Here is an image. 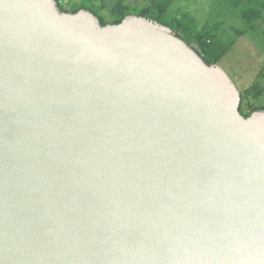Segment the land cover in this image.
Segmentation results:
<instances>
[{"label": "water", "instance_id": "1", "mask_svg": "<svg viewBox=\"0 0 264 264\" xmlns=\"http://www.w3.org/2000/svg\"><path fill=\"white\" fill-rule=\"evenodd\" d=\"M196 49L0 0V264H264V109Z\"/></svg>", "mask_w": 264, "mask_h": 264}, {"label": "rangeland", "instance_id": "2", "mask_svg": "<svg viewBox=\"0 0 264 264\" xmlns=\"http://www.w3.org/2000/svg\"><path fill=\"white\" fill-rule=\"evenodd\" d=\"M116 1L58 0L57 3L69 11L82 6L98 18L111 22L117 19L110 11ZM135 1L129 0L132 5ZM225 2L226 0H167L169 7L166 13L203 34L213 28L214 32L208 33V39L224 51L225 54L218 63L232 77L241 96L244 95L241 101L245 102V112L249 113L253 108L264 109V0H255L254 5L259 8H255L257 15L249 25L241 17L240 6L234 7ZM250 2L253 3V0ZM256 83L261 85L262 91L250 90Z\"/></svg>", "mask_w": 264, "mask_h": 264}, {"label": "trees", "instance_id": "3", "mask_svg": "<svg viewBox=\"0 0 264 264\" xmlns=\"http://www.w3.org/2000/svg\"><path fill=\"white\" fill-rule=\"evenodd\" d=\"M157 1L158 0H136L134 5H132L130 4L129 0H117L113 7H111L110 9L111 13L115 17H117V19L111 22H106L103 20L102 17H99L100 22L102 25H106L108 23H119L129 13L146 16L170 27L176 32L178 36L184 39L188 44L195 43L197 45V52L201 55V57L207 64L218 63L225 53L221 48L216 46L214 43L210 42L208 39V33L214 32V29L211 28L207 30V32H205L204 34L198 32L191 25L168 16L166 12L169 7V2L166 3L167 0L162 3H158ZM225 3H230L234 7L240 6L241 17L248 25L249 23H251V21H253V19H255V16L257 15V10L255 8H259L258 6L254 5L255 0H253V3H251L250 0H226ZM59 7L62 11L67 12H76L80 9H83V7L80 6L72 9V11H69L67 9L61 8V6ZM250 90L254 92H260L263 90V88L261 89V85L256 83L254 84V86L252 85V88ZM243 98L244 95L241 96L242 100ZM243 103L245 102L241 101L240 111L245 116L250 115L252 111L258 110V108H253L251 112L246 113L245 108L243 107Z\"/></svg>", "mask_w": 264, "mask_h": 264}]
</instances>
